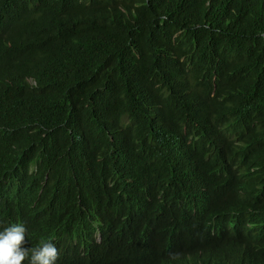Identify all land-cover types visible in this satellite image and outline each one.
I'll use <instances>...</instances> for the list:
<instances>
[{
  "label": "trees",
  "instance_id": "obj_1",
  "mask_svg": "<svg viewBox=\"0 0 264 264\" xmlns=\"http://www.w3.org/2000/svg\"><path fill=\"white\" fill-rule=\"evenodd\" d=\"M18 222L56 264L149 228L176 251L191 226L264 264V0H0V228Z\"/></svg>",
  "mask_w": 264,
  "mask_h": 264
},
{
  "label": "clouds",
  "instance_id": "obj_2",
  "mask_svg": "<svg viewBox=\"0 0 264 264\" xmlns=\"http://www.w3.org/2000/svg\"><path fill=\"white\" fill-rule=\"evenodd\" d=\"M22 222L10 223L0 228V264H56L57 248L51 241H41L28 254V238ZM171 229L149 228L143 234H128L126 242L116 249L106 264H232L233 254L230 239H225L214 250L211 239L204 229L191 226L182 245L176 251L168 248ZM100 244L102 236L94 233ZM264 259V246L254 245ZM26 255H30L26 257Z\"/></svg>",
  "mask_w": 264,
  "mask_h": 264
},
{
  "label": "bare ground",
  "instance_id": "obj_3",
  "mask_svg": "<svg viewBox=\"0 0 264 264\" xmlns=\"http://www.w3.org/2000/svg\"><path fill=\"white\" fill-rule=\"evenodd\" d=\"M129 16H130V15H129ZM146 31H147V30H146ZM223 73H224V72H223ZM199 134H200V133H199ZM241 209H242V208H241ZM59 258H60V257H59ZM59 260H60V259H59ZM59 260H58V261H59ZM66 261H67V260H66ZM24 262H25V261H24ZM63 262H64V261H63ZM25 263H26V262H25ZM57 263H58V262H57ZM26 264H29V263H26ZM73 264H74V263H73Z\"/></svg>",
  "mask_w": 264,
  "mask_h": 264
}]
</instances>
